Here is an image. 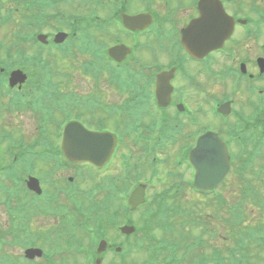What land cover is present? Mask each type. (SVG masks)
<instances>
[{"label":"flooded vegetation","instance_id":"af4514ba","mask_svg":"<svg viewBox=\"0 0 264 264\" xmlns=\"http://www.w3.org/2000/svg\"><path fill=\"white\" fill-rule=\"evenodd\" d=\"M16 1L18 6L14 10V24L20 31L19 38H16L20 42L28 40V30L36 33L50 28L46 34V44L58 47L60 45L52 42L58 32L86 26V10H63L56 0H46V3L50 2V5L56 7L44 6V0H29L25 5V0ZM218 1L225 13L235 20V24L231 37L214 46L210 42L197 45L193 33L188 31L190 25L192 27L194 22L202 20L201 10L205 5L207 10H218L216 0H95L93 59H103L106 64L104 77L112 82L119 74L130 80L142 79L138 86L108 88L111 90L108 96L99 97L101 104L115 109L120 107L122 116L126 118L141 104L146 111L157 112L155 116L163 122L162 137L165 140L184 138L185 142L197 138L196 128L193 127L197 123L198 110L195 98L196 91L205 86V81L208 100L216 97L234 102L235 99H229L230 95L226 92L230 81L233 88H239L236 94L241 92L240 84L245 82L248 96L243 99L244 105L260 104V95L264 93V72H261L258 60L264 58V37L261 31L264 0ZM80 4L84 5L85 0H81ZM71 12L81 15L78 16V21L82 22H70ZM29 17L34 22H26ZM205 19L207 26L213 29L218 17L211 13ZM72 35V39L79 41H83L85 37V34L76 37L75 32ZM15 42L22 45L16 40ZM114 47L117 48L116 51L109 55V49ZM123 48L129 49L125 57ZM68 55L69 53L65 57L68 58ZM71 57L76 60V56ZM117 58L122 61L119 63ZM6 59L14 63L21 61L15 54H0V210L7 217L6 227L0 230V240L14 237L20 242L15 241V246L11 249L23 252L33 246L30 239L39 228L47 230L50 226V229L53 227L51 218L39 207V203L52 197L48 190L45 191L39 176L46 172L47 176H43L45 186L47 184L51 188L56 183L58 187L59 181L54 180V175L61 172L60 180L66 186L60 188L68 189L58 190L55 196L60 197L77 188L75 185L83 176L84 164L70 162L60 149L49 150L50 137L48 134H40L38 122L41 127L43 124L49 127L50 123H43V114L33 111L34 104L30 102L37 89L34 83L28 81L27 76L22 83L19 80L11 83L10 73L21 68L5 69L1 61ZM77 73L84 75L81 71ZM160 73H166L171 93L166 97L165 87L163 94L157 99L155 80ZM74 93L77 98L80 97V94ZM139 100L143 102L140 103ZM68 101L69 96L67 113ZM74 111L77 112L76 109ZM13 115L19 118L11 121ZM21 118L35 124L32 131L35 135L31 139L21 132ZM172 126L188 128L183 131L180 129L171 136L166 127ZM123 140L130 141L128 138ZM36 181L40 193L37 191ZM38 218L49 220L50 223L39 222V226ZM24 239L28 242H21ZM0 248L6 249L1 245ZM0 254L4 255L2 249Z\"/></svg>","mask_w":264,"mask_h":264},{"label":"rangeland","instance_id":"374dc122","mask_svg":"<svg viewBox=\"0 0 264 264\" xmlns=\"http://www.w3.org/2000/svg\"><path fill=\"white\" fill-rule=\"evenodd\" d=\"M1 4H0V7L3 8L4 10H7L9 7H10V3L7 1V0H1ZM78 30L82 33V35L84 34L83 33V29L81 27H78ZM16 31V27H15V24L14 22H12V24L8 25L7 28H4L3 31H1V34H0V41L4 44H10L11 43V39L14 37V33ZM88 31V29H86V32ZM14 34V35H13ZM87 34V33H85ZM2 36H5L7 37L8 39L7 40H4V38ZM75 46L77 47H81V48H84L87 46V42H82V41H76L73 43ZM94 52V51H93ZM40 56L43 55L45 57H47L48 55L52 56V57H55L54 53L52 51H42V54H39ZM2 59H4V57L2 56L1 57ZM76 60L73 61V63L69 62V63H66V61H63L62 63H60V65L56 66L57 67V70L58 69H62L63 72H68L70 70V67L71 69L73 70V73L71 74V82H72V92H76L80 95H82V97H84V95H89L92 93H95L96 89H98V91L100 93H104V95L107 94V88H106V82H103L101 80H99L98 82L95 83L94 80L90 79H85L83 77L85 76H80L78 75L74 65L76 64L75 62ZM109 65V64H108ZM105 62H103V59H100L96 62H94V68H95V71L98 72V73H104L105 71ZM33 78L31 77L30 79V82L32 83L33 82ZM200 116H203V115H200ZM19 117L13 115V119L11 121H13L14 119H18ZM115 119V118H114ZM61 120V119H59ZM208 120L211 122L212 126H216L217 125V122L218 121V118L216 116H209L208 117ZM21 132H23L25 135H27V137H29L30 139L32 138V135H35L32 131H33V128H35V124L33 122H31L30 120L29 121H26L24 119L21 118ZM17 120V122H19ZM115 122V121H114ZM206 122V121H204ZM94 122L93 121H90V122H87L88 125H92ZM108 124L109 121H108ZM86 127H90V126H86ZM180 144H176L174 148L171 149L170 151V154L167 156L169 157V164H160L158 165V167H162L163 169L165 168H171L173 169V166L172 163H173V157L177 155L176 151L179 149V146ZM122 153L126 156V157H130L131 160H133V162L135 161L137 164L140 162V161H143L141 160L139 157H141L143 155V151L140 147L138 146H135L133 143H130L129 145V150L128 149H125V148H122ZM165 157V156H164ZM163 157V158H164ZM144 162V161H143ZM118 168V165L111 171H108V172H100L97 176L98 177H103L105 176V174L107 176H118V173L119 171L116 170ZM149 173V171L147 169H145V175L147 176ZM48 174H50L48 172ZM61 172H58L56 173L54 176H56L54 178V180H57L59 181L58 182V187H57V184L55 183L53 187L49 188L48 185L46 184L45 186V178L47 176L46 172H43L42 175L44 176H39L41 177L42 179V185L44 186V189L45 191L48 190V192L51 194V198L50 199H47L46 202H42V203H39V207H41L42 210H44V212H47V213H59V208L57 206H55V203H56V192L58 190H63V189H68L67 187L66 188H60L62 186H66L65 183L60 180L62 178V175H60ZM69 174V172L67 173ZM66 174V175H67ZM111 174V175H109ZM164 174V173H163ZM59 175V176H58ZM58 176V177H57ZM88 186L86 187H83V188H80L78 187V190L79 192L86 189ZM226 187L227 186H224L225 189H223V187H221L217 192L218 194H220L222 197H227V190H226ZM52 189H54L52 191ZM185 192V191H184ZM184 195V198L187 199L188 201V205L185 206L187 209L188 208H191L193 210H196L199 214H202V215H205L208 213L207 215V218L206 220H209L211 222L216 223L214 221H222L224 220L226 217L224 215V213H221L220 211V208L218 207V204H217V201L216 202V205L214 204V201L213 200H210L209 201V208L206 207V205L204 204V201H201L200 199H196L194 196L190 195V194H183ZM67 194L64 193V194H61L60 195V199H63V198H66ZM103 195L101 194L99 197H102ZM183 198V199H184ZM209 199V198H207ZM226 202L227 204L226 205H229V202H233L232 199L230 198H226ZM35 205V204H34ZM72 205H75V202L72 201ZM85 207V206H84ZM144 212L142 211L141 213L138 212V213H135L133 215V218L135 220V222H138L140 220V216L143 214ZM256 215V212L252 213L251 215V218L249 219V221ZM256 217V216H255ZM39 222H46V223H50L49 220H46V219H39L38 218V224L39 226L41 225ZM172 222H175V221H172ZM71 223L72 221L70 219H66L64 222H62V224L60 226H55L54 227V230H55V235L57 233H62L63 231H66L69 229V226H71ZM182 223V222H181ZM175 225V228L176 229H179L180 225H178V222H175L173 223ZM7 225V217H6V214L3 210H0V230H4V228L6 227ZM193 228L191 226H186V228H184L183 230H181V234L184 236V237H188V231H191L192 234H194ZM219 229L221 230L222 229V226H219ZM176 231V230H174ZM222 233H218L219 234V238L222 239V236L225 237V233L223 230H221ZM162 233V232H160ZM197 234H201V232L197 231L196 232ZM157 235V238L158 239H164L160 234H159V231H157L156 233ZM175 235V233H174ZM141 236L140 235H137V239H139ZM156 238V242H159L158 239ZM8 240V239H7ZM224 241L222 240L221 241V245ZM124 243V241H123ZM218 244V246H220V244L218 242H216ZM125 244V243H124ZM223 246V245H222ZM171 248V247H170ZM3 251H5L6 254H8L9 256H16L18 257L19 256V252L20 251H14V250H10V249H3ZM142 251V252H141ZM205 252L208 253V251L205 250ZM146 251L144 250H139V251H135L133 252V259H131V257L128 258L127 262L129 263H133V264H147L145 262H147V257H146ZM149 254V253H148ZM112 257V256H111ZM109 257L107 259H105V261H103V264H108L111 262L112 258L114 257ZM149 257V256H148ZM162 255L158 258V262H162ZM74 260L75 261V264H82V261H81V258L80 257H73L71 259V261ZM264 264V253H260V258H259V262L258 264ZM181 264H186V261H184L183 263Z\"/></svg>","mask_w":264,"mask_h":264},{"label":"water","instance_id":"95a60500","mask_svg":"<svg viewBox=\"0 0 264 264\" xmlns=\"http://www.w3.org/2000/svg\"><path fill=\"white\" fill-rule=\"evenodd\" d=\"M160 84H158V87ZM76 139L72 140L68 134L65 135L62 150L65 156L71 161H88L95 163L105 159L111 148L103 145L95 134L80 131L76 133ZM109 142V141H108ZM105 144V143H104ZM111 146V142H109ZM95 160V161H94ZM191 162L197 169L196 186H202L208 182L216 185L228 170V158L223 145L212 134H206L191 153ZM138 190L134 192L129 200L131 207H134L141 197H138Z\"/></svg>","mask_w":264,"mask_h":264},{"label":"trees","instance_id":"16d2710c","mask_svg":"<svg viewBox=\"0 0 264 264\" xmlns=\"http://www.w3.org/2000/svg\"><path fill=\"white\" fill-rule=\"evenodd\" d=\"M248 155L249 158L252 160H256L258 161L259 165L261 166V169L258 170V168L256 169L255 172V176L256 178H260V174L262 175V182L259 180H254L255 182L259 181V184L261 186L262 189V193H261V201L263 202V204L261 205V217H262V222H261V241L262 243H264V142H259L254 144V147L251 148L248 151ZM241 159V158H240ZM246 163H249L247 160H243L241 159L240 164L244 165ZM240 193L244 194L245 192L240 191ZM231 212H240L242 210V207L240 205V203L237 201V203L235 205H232L230 207Z\"/></svg>","mask_w":264,"mask_h":264}]
</instances>
